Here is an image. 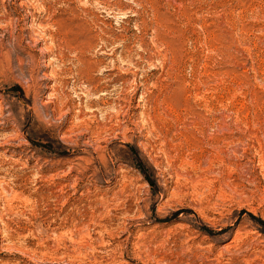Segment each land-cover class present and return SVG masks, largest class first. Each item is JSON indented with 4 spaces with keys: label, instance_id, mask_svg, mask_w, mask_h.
Returning a JSON list of instances; mask_svg holds the SVG:
<instances>
[{
    "label": "rangeland",
    "instance_id": "obj_1",
    "mask_svg": "<svg viewBox=\"0 0 264 264\" xmlns=\"http://www.w3.org/2000/svg\"><path fill=\"white\" fill-rule=\"evenodd\" d=\"M0 264H264V0H0Z\"/></svg>",
    "mask_w": 264,
    "mask_h": 264
}]
</instances>
